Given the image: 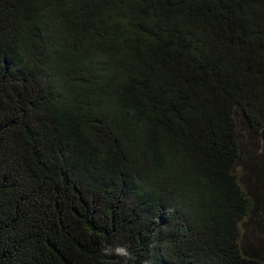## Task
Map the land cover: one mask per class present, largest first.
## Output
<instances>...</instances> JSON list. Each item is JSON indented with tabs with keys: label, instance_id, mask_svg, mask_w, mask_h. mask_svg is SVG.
<instances>
[{
	"label": "trees",
	"instance_id": "trees-1",
	"mask_svg": "<svg viewBox=\"0 0 264 264\" xmlns=\"http://www.w3.org/2000/svg\"><path fill=\"white\" fill-rule=\"evenodd\" d=\"M0 264H264V0H0Z\"/></svg>",
	"mask_w": 264,
	"mask_h": 264
},
{
	"label": "clouds",
	"instance_id": "clouds-1",
	"mask_svg": "<svg viewBox=\"0 0 264 264\" xmlns=\"http://www.w3.org/2000/svg\"><path fill=\"white\" fill-rule=\"evenodd\" d=\"M117 252L121 255H124V256H130V253L127 251L126 248H119V249H117Z\"/></svg>",
	"mask_w": 264,
	"mask_h": 264
}]
</instances>
